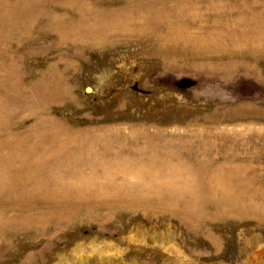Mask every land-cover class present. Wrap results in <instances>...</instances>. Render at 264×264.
Returning a JSON list of instances; mask_svg holds the SVG:
<instances>
[{
    "label": "rangeland",
    "instance_id": "obj_1",
    "mask_svg": "<svg viewBox=\"0 0 264 264\" xmlns=\"http://www.w3.org/2000/svg\"><path fill=\"white\" fill-rule=\"evenodd\" d=\"M0 264H264V0H0Z\"/></svg>",
    "mask_w": 264,
    "mask_h": 264
}]
</instances>
